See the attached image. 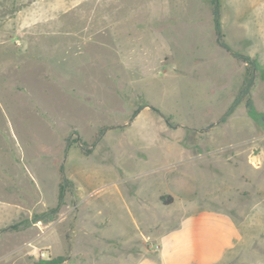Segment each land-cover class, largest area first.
<instances>
[{"label": "rangeland", "instance_id": "1", "mask_svg": "<svg viewBox=\"0 0 264 264\" xmlns=\"http://www.w3.org/2000/svg\"><path fill=\"white\" fill-rule=\"evenodd\" d=\"M144 105L193 155L215 158L208 210L196 213L210 218L201 223L216 217L214 240L184 264H264V0H0V206L29 211L0 226V264L57 259L34 240L32 223L54 213L43 206L54 207L61 189L54 218L67 242L58 245L76 257L59 264L89 261L81 221L115 236L114 220L103 226L96 210L97 185L77 196L65 180V153L78 144L79 164L98 166L109 151L96 141ZM119 134L109 139L129 149L130 134ZM74 204V220L59 221Z\"/></svg>", "mask_w": 264, "mask_h": 264}, {"label": "crops", "instance_id": "2", "mask_svg": "<svg viewBox=\"0 0 264 264\" xmlns=\"http://www.w3.org/2000/svg\"><path fill=\"white\" fill-rule=\"evenodd\" d=\"M38 7L40 4L34 3L32 6L34 41ZM152 111L144 105L122 128L108 129L95 144L104 147L103 150L109 151L110 155L106 153L107 156L96 167L79 164L84 154L78 144H72L66 149L63 163L65 180L75 189L77 196L81 188L96 184L97 195L101 198L95 206L96 210L105 214L109 220L103 226L114 220L115 236L111 237H108L109 233L99 235L94 230L92 232L93 223H79L84 232L80 244L83 249L91 250L89 261L82 257L80 264H184L185 258H196L197 261L200 259L201 242L214 240L218 225L216 217L212 223H201V220L210 218L196 213L208 210L204 204L211 200L208 198V189L216 186L215 158L211 152L193 155L188 148L191 144L186 143L183 137L178 139L170 134L172 128L163 123L160 114L158 120H155ZM113 131L122 132L120 137L125 133L130 134L128 137L133 146L124 150L122 146L125 144H115L114 137L118 134L109 139ZM192 156L196 157L188 161L191 162L190 165H186L185 159ZM127 163H130V167ZM117 164L124 167V171ZM58 195L59 201L60 192ZM212 201L217 199L212 198ZM57 204L54 207L44 205L43 212L48 209L53 212ZM75 210L76 204L67 212L59 213V221L68 218L74 220L71 215ZM28 212L21 206L14 208L3 204L0 206V226L7 224L15 216L26 217ZM42 220L37 219L32 223V228L37 233L34 240L48 249V253L54 258H64L65 255L76 257L74 250L67 245H58L61 239L66 243L67 238L58 232L54 213ZM128 222L133 231H126ZM209 228L212 230L208 231ZM86 235L88 238L90 236L91 242L84 238ZM75 238L74 231L70 230V241L76 242ZM93 240L103 245L106 243L108 247L94 245ZM115 241L118 243L117 247L113 245ZM194 243H198V246L185 248ZM120 244L124 248L119 249ZM149 244L156 245V251ZM98 258L99 263L96 261Z\"/></svg>", "mask_w": 264, "mask_h": 264}, {"label": "trees", "instance_id": "3", "mask_svg": "<svg viewBox=\"0 0 264 264\" xmlns=\"http://www.w3.org/2000/svg\"><path fill=\"white\" fill-rule=\"evenodd\" d=\"M214 14H215V16H217L216 11L214 12ZM140 109H141V107H138V108L135 110L133 116H134V115H135ZM62 194H63V192H62V189H61V191H60V199H59V201H58L57 207L55 208V210H53L54 213L57 212V210H58V209L60 208V206L62 205ZM165 202H166V201H165ZM62 261H63L62 258H57L56 260L50 261L48 264H59V263H61Z\"/></svg>", "mask_w": 264, "mask_h": 264}, {"label": "built area", "instance_id": "4", "mask_svg": "<svg viewBox=\"0 0 264 264\" xmlns=\"http://www.w3.org/2000/svg\"><path fill=\"white\" fill-rule=\"evenodd\" d=\"M40 256L44 257L45 256V253H40Z\"/></svg>", "mask_w": 264, "mask_h": 264}]
</instances>
